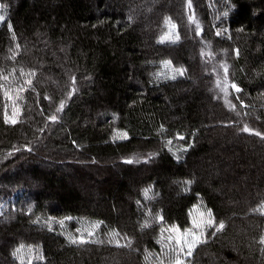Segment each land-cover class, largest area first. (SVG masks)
<instances>
[{"label": "trees", "instance_id": "trees-1", "mask_svg": "<svg viewBox=\"0 0 264 264\" xmlns=\"http://www.w3.org/2000/svg\"><path fill=\"white\" fill-rule=\"evenodd\" d=\"M263 1L0 0V83L21 109L5 122L13 108L0 90V264H21L20 245L44 256L32 264H146L161 228L189 227L195 206L225 227L188 264H264V214L251 211L264 201V138L241 130L264 132ZM168 30L174 39L161 40ZM164 60L185 74L171 79ZM221 61L242 90L229 88L235 109L216 86ZM20 69L36 75L17 97ZM149 209L164 220L142 230ZM114 229L130 247L108 242Z\"/></svg>", "mask_w": 264, "mask_h": 264}, {"label": "snow or ice", "instance_id": "snow-or-ice-1", "mask_svg": "<svg viewBox=\"0 0 264 264\" xmlns=\"http://www.w3.org/2000/svg\"><path fill=\"white\" fill-rule=\"evenodd\" d=\"M188 7L191 8V0H188ZM224 15L226 16L227 12H225ZM128 19L131 20L132 17L129 16ZM4 20H5V15H0V21H4ZM189 20L195 21L194 15L189 16ZM165 23L167 25H169V27L171 29L176 28V25L174 23H172L170 17H165ZM8 28L10 30H12L13 26L11 23H8ZM196 31H197V34H199L201 31V28H200V25L198 22H197ZM216 34L220 35L221 31L218 29ZM165 35H167V34H165ZM13 38H15L14 35H13ZM176 39H179L178 34L176 35ZM161 40H163V37H161ZM16 47L19 48L20 45L17 44ZM201 54L202 55L204 54L203 50H202ZM208 55L212 56L214 54L209 52ZM237 55H238V52H237ZM161 64L164 65V67L166 69L170 70L173 73L171 75V79H173V80L176 79L177 76H183L186 72V69L183 68V66H180V67L173 66L171 60L161 61ZM220 67L223 69V78L221 79L219 74H217L216 86L220 89L221 92L224 93L226 103H229V106L231 108L235 109L236 105L231 104L227 100L229 88L235 90L237 93L241 92L242 90H241L240 86L234 80L230 81L228 79V73H229L228 64L224 61H221ZM15 71H16V69H12V73H15ZM213 71H216V70L213 69ZM20 74L22 76H27L29 78L25 79L24 86L16 89L17 97L19 96V93L24 92L27 89L32 87L33 80L31 79V77H34L36 75V70L32 69V70H30V72L25 73L23 69H20ZM156 75H157V78H159L161 76H165V73L160 72V73H157ZM165 78H167V77L165 76ZM8 79H9V76L4 75L3 70H0V80L7 81ZM71 79H72V82L74 85L75 79H76L75 76H73ZM0 90L3 91L5 97H7L9 99H13V97L10 95L9 90L5 88V85L3 83H0ZM75 90H76L75 87H73L72 91H70L68 93V95L71 96ZM237 99H239V97H237ZM240 103L243 104L244 101L241 100ZM63 109H64V101L61 100L59 102L58 107L56 108V111L47 117L48 121H51L53 123L57 122L60 119L58 113L61 112ZM20 111H21L20 107L18 105L14 104L12 116H9L7 111H5V113H4L5 122H10L12 124H16L17 123L16 117L20 114ZM161 127L163 128V125H161ZM241 130L244 132H248V133H254L256 136L264 138V132L258 131L254 128H251V127H249L248 124H245ZM40 131L42 132L43 129H40ZM126 137H127V132H123L121 135V138H126ZM168 144L169 145L171 144L170 140L168 141ZM24 147L26 149H28L29 151L31 150L28 145H24ZM169 150L171 151V149H169ZM151 155H153V154L150 153L149 156H151ZM176 159L179 160L180 157L177 156ZM128 162L131 163L133 161L129 160ZM182 183L191 184L192 181L186 180V181H182ZM151 190H152V186H148L142 190L144 199L147 200V199L153 198L150 195ZM185 190H187V188H185ZM140 203L141 202L138 200L137 204L140 205ZM29 210H31V209H29ZM251 211H259L261 214H264V201H261L260 204L257 205V207L255 209H251ZM147 216L149 218H146L140 225L142 230L146 227L151 226V219H155L161 223L164 220V217L160 214H157L153 218L150 209L147 213ZM49 219H52V218H49ZM59 223H61V225H62L63 220L59 221ZM101 223H103V222L102 221L95 222L91 226V230H89L87 232V237L93 236L95 234V229ZM49 227H51L50 224H49ZM224 227H225L224 220H222V219L217 220L216 216L213 213V210L211 208H207L206 211L199 212L198 215L193 216L192 221H191V227H187V228L182 229L179 225L172 224V225H169L167 229L161 228L160 238L158 240V243L161 245V252L159 254H157V259L155 261H152L151 254H148L147 250H146V255H145L146 264H188V260L193 255V251L197 248V246L201 245L203 243H206L208 241V239L210 238V236H215L216 233L223 230ZM209 229H215V231L209 232L208 231ZM165 231H167V233H168L167 236L164 235ZM109 236H110L109 241H108L109 243H115L117 246H120V247H130L131 246L132 239L130 237H127L126 234H125V243L121 244L120 239H117V237L120 236V233L118 230H115V229L112 230L111 233L109 234ZM87 237L84 234H81L78 237L69 234L67 236V239L70 243L78 244V243L88 242ZM95 242L96 243H103V241H101V240H97ZM259 242L262 246H264V235H261L259 237ZM29 247H30V251L27 253V255H28L27 264H32L33 258L39 259V260L44 259V256L42 254H37L34 256L32 251H31V246H29ZM23 249H24V246L20 245L12 253L13 256L17 257L18 259H21V264H24V261H23L22 256H21ZM261 251L264 252V247L261 248Z\"/></svg>", "mask_w": 264, "mask_h": 264}, {"label": "rangeland", "instance_id": "rangeland-1", "mask_svg": "<svg viewBox=\"0 0 264 264\" xmlns=\"http://www.w3.org/2000/svg\"><path fill=\"white\" fill-rule=\"evenodd\" d=\"M263 3H264V1H263ZM166 34H167V35H164V37H163L164 40H173V39H174V34H173V32H172L171 30H168ZM10 103H12V108H13V105L15 104V101L10 99ZM14 197H15V196H14ZM14 197L10 198V202H11V203L15 200ZM6 206H8V202H7V200H4V201H2V202L0 203V213L5 209ZM203 211H204V210L202 209V207H200V206H195V207L190 211L191 221H192L193 216H196V215H198L199 212H203ZM189 227H191V222H190V226H189ZM167 235H168V233H167V231H165V236H167ZM29 251H30V248L24 246V249H23V252H22L21 256H22L23 261L26 262V263H27V261H28V255H27V253H28ZM31 251H32V253H33L34 256L37 255L32 249H31ZM16 259H17L18 262L21 263V259H18L17 257H16ZM34 260H35V258L32 259V262H33Z\"/></svg>", "mask_w": 264, "mask_h": 264}]
</instances>
